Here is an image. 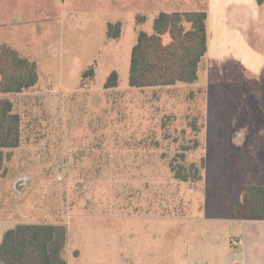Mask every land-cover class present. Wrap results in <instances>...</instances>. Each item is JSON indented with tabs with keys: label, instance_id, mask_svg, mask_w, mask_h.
Masks as SVG:
<instances>
[{
	"label": "rangeland",
	"instance_id": "obj_1",
	"mask_svg": "<svg viewBox=\"0 0 264 264\" xmlns=\"http://www.w3.org/2000/svg\"><path fill=\"white\" fill-rule=\"evenodd\" d=\"M160 4L0 0V50L39 73L22 92H0L22 121L20 146L4 149L0 241L19 222H47L66 225L70 259L239 264L238 216L248 187L264 185V80L211 78L204 60L193 83L131 86L139 31L175 7ZM116 22L121 36L108 38ZM113 70L118 86L106 88ZM192 163L199 179L175 178Z\"/></svg>",
	"mask_w": 264,
	"mask_h": 264
},
{
	"label": "trees",
	"instance_id": "obj_2",
	"mask_svg": "<svg viewBox=\"0 0 264 264\" xmlns=\"http://www.w3.org/2000/svg\"><path fill=\"white\" fill-rule=\"evenodd\" d=\"M139 18L142 21L144 17ZM121 33V22L108 24V38L117 39ZM207 39L205 10L159 12L153 20V31H139L132 47L129 84L142 88L195 82L207 51ZM93 73V67L85 72ZM0 77L1 93L22 92L38 82V64L4 44L0 50ZM118 83L119 74L113 70L105 87L113 88ZM21 142V116L14 110L11 100L0 98V176L5 171L4 161L10 156L4 153V149L19 147ZM172 170L175 178L183 181L200 178V169L194 163L190 164L189 171L176 167ZM247 192L249 197L241 207L247 212L238 217L264 219V185H250ZM67 243L64 224L21 222L3 233L0 264H68Z\"/></svg>",
	"mask_w": 264,
	"mask_h": 264
},
{
	"label": "crops",
	"instance_id": "obj_3",
	"mask_svg": "<svg viewBox=\"0 0 264 264\" xmlns=\"http://www.w3.org/2000/svg\"><path fill=\"white\" fill-rule=\"evenodd\" d=\"M161 1L162 4L156 6L158 9H166L168 2L175 4L168 12H207V51L202 62H208L211 78V75L225 74L227 77L242 75L264 80V0ZM237 222L242 236L237 262L264 264V219L239 218ZM66 258L68 264H100V258H92V254L83 259H70L67 255Z\"/></svg>",
	"mask_w": 264,
	"mask_h": 264
}]
</instances>
